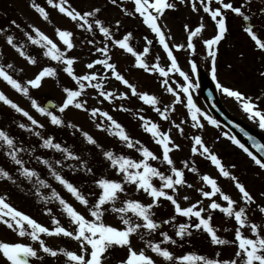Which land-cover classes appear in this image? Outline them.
I'll return each instance as SVG.
<instances>
[{"label": "rangeland", "instance_id": "374dc122", "mask_svg": "<svg viewBox=\"0 0 264 264\" xmlns=\"http://www.w3.org/2000/svg\"><path fill=\"white\" fill-rule=\"evenodd\" d=\"M170 2L174 3V0H170ZM33 3L45 8L49 13L48 20L39 14L32 6ZM68 5L81 13L100 9L95 17H89V23L93 25L91 31L88 30L87 25L83 28L80 27L83 21L71 20L65 14L60 13L58 9L49 5L47 0H0V65H4L14 79L18 80L23 87H27L28 93L25 95L22 91L12 88L2 78H0V92L27 111L39 122V125H42V127L32 125L23 113L17 112L10 105L0 101V130L5 131L13 138L17 148L23 149L18 151L17 155L24 161L25 166L39 174L38 177H33L31 180L22 176L18 170L19 166L8 155L7 146L0 141V168L7 170L13 177V180L0 178V195L6 196L7 201L15 208L33 217L42 225L50 229L55 228L53 219H56L69 230L75 226L71 224L70 218L63 211L59 200L52 198L53 190L88 219H93L89 208L96 202L101 192L96 181L102 178L116 180L124 184L126 191L119 194L120 199L116 202L117 207L121 206V202L125 199H137L145 204L152 203V198L147 193L143 190L138 191L135 185L125 182L123 174L118 171L117 167L112 166L111 162L103 155L104 151H112L115 155H125L140 160L142 155L138 148L143 145L161 157L154 161L150 160V163L165 175L171 174V166L162 160V147L143 128V121L140 119L143 116L157 123L162 131L170 134L174 144L179 145L178 149L173 148L170 155L175 167L184 171L186 184L177 186L175 191H166L174 195L182 207H188L200 201L198 208L205 209L202 215L211 216L210 223L217 235L229 243L212 244L209 234L203 229L189 228L191 235H185L183 238L176 236L180 224H193L198 222L197 218L190 219L176 214L174 205L167 199L161 198L158 206L152 209L154 219L160 224V227L151 233L141 229L139 234H133L132 247L137 251L143 249L156 264H181V262L167 261L152 252L146 246V242L149 240L161 243V247L168 248L175 257L192 253L209 259H236L239 264L241 258L235 256L238 251L235 230L239 225L234 217L227 216L219 209L211 210L208 207L212 200L222 206H227V202L219 193L212 198H205L198 189L210 191L211 187L202 180V177L203 175L213 177L221 191L236 202L235 210L240 207L245 208L248 224L241 228V232L245 237L255 239L256 237L251 231V223H256L261 229V234L264 235V211H261V208H264V170L256 165L243 149L233 143L229 138L232 135L221 125L219 127L212 125L201 116L200 122L203 127L193 126L194 122L186 106L187 94L183 93L181 87L186 82L178 72H170L167 77H163L158 71L140 68L136 65L135 56L115 45V40L122 39L131 33L129 43L136 52L144 53L146 47L149 49L143 55L145 63L150 67L156 63L165 69L170 67V60L163 46L159 44L158 37L144 24L143 18L135 12L134 0H118L115 5L111 3V0H68ZM203 13L200 7L194 11L183 1L180 6L176 5V8L166 10L159 21L170 46L173 47V54L177 58L179 67L189 75L192 81L193 87L190 89L192 99L201 109V113L211 115L202 100L197 83L198 78L205 75L213 82L218 97L226 109L264 138V129L259 127L258 118H250L242 107V100L229 97L216 87V83L219 81L223 86L239 91L243 97L250 98L257 106V110L264 111V76L257 73H244L237 67L231 69L230 67L233 65L229 66L225 59L223 41L214 46V50L217 52V79L213 80L212 60L208 55L204 41L207 38H213L214 32L217 30L213 31L212 26L209 28L204 26ZM96 19L101 20L104 26L109 28L111 34L109 37L100 33L99 26L95 25ZM12 21H16V24H13ZM201 24L204 26L203 29L192 40L195 46L193 51L187 47L189 30H195ZM34 28H39L52 39L61 51H65L66 57L75 58L73 68L76 75L83 76L93 72L98 75V80L86 82L88 86L78 98L81 102L86 103L87 110L78 109L72 105L64 112L59 111L66 99L64 89L78 90L79 85L72 76L64 71L66 65L62 61H54L45 56L43 53L46 49L42 45L33 44L28 39L26 33L36 38ZM57 28L73 33L74 47L72 49L67 50L63 42L60 41L56 33ZM9 35L13 36V42L19 48H23L25 56H21L17 48H13L7 43ZM208 35L209 37H207ZM148 40L152 41L150 45ZM89 41L93 43H89ZM176 45H183V47L177 48ZM105 46L108 48L109 62L113 63L117 71L136 87L138 93L146 92L155 95L159 102L156 107L161 110L165 107L169 108L167 120L162 119L153 106L144 103L138 95H133L131 89L117 80L104 66L97 64L91 69L87 67L89 63L104 58L103 54L96 49ZM27 56L33 57L36 62H29ZM193 60L197 64V73L191 71ZM9 64L12 65L11 68H7ZM45 67L54 68L56 75L43 78L39 87L29 85L27 82L34 79ZM165 79L168 80L169 86L175 89V94L167 91L163 85ZM96 83L102 85L103 91L113 93V98L109 100L100 96L101 88L91 87V84ZM176 94L180 95L181 102H176ZM46 99H51L55 103V107L50 111L60 116L64 121L62 125L52 124L49 116L41 114L33 106L32 101L35 100L38 105L43 107ZM93 108H99L101 112H108L124 127L133 141H139L140 145L128 148L118 136L109 132L110 121L102 115H92L91 109ZM21 124H24L25 127L21 128ZM98 124L103 127H97ZM175 124H180L183 132L177 129ZM36 132H39L40 136H37ZM83 132L92 135L97 144L93 145L87 142ZM224 133H228V136H225ZM197 135L201 136L206 146L218 156L225 169L245 185L254 198L252 202H246L242 198V194L236 188V181L230 177H224L206 155L192 152L194 137ZM44 138H52L54 143H60L62 147H67L79 159H65V154L61 151L45 148L43 146ZM43 159L49 160L57 172L81 191L90 202L88 206L81 204L63 185L55 180L51 170L43 164ZM56 160H61L63 163L56 165ZM185 162H187V166ZM193 167L197 171H191ZM88 168L91 169V172L87 171ZM39 180H44L45 185L39 184ZM153 183L157 187L162 184L158 177L153 178ZM188 185L192 186L188 187ZM45 197L49 199L46 200ZM185 197L188 198L185 199ZM111 207V205H105L107 210L103 214L104 222L117 228L124 227L120 215L113 212ZM49 209L51 211H47ZM127 215L136 222H142L131 213ZM172 217L175 219L173 220ZM165 221L169 222L165 223ZM25 227L27 231H30L27 225ZM162 232H167L176 243L164 242ZM41 238L45 240L47 246L58 252L57 256L44 253L39 242L33 241L29 235L21 236L18 230L9 229L0 223V242L31 245L38 253L37 257H31L34 264H69L68 258L59 252V249L80 252V244L73 238L47 234H41ZM127 255L126 247L114 246L105 254L104 264H121ZM0 264H10L2 252H0ZM196 264H203V262L197 261Z\"/></svg>", "mask_w": 264, "mask_h": 264}, {"label": "snow or ice", "instance_id": "6c2138e0", "mask_svg": "<svg viewBox=\"0 0 264 264\" xmlns=\"http://www.w3.org/2000/svg\"><path fill=\"white\" fill-rule=\"evenodd\" d=\"M48 4L58 9V11L62 14H65L73 21H83L80 24V27H84L87 25L89 31H91L93 25L89 23V17H95L96 14L100 11V9H95L90 12H83L76 10L75 8L68 5V0H47ZM118 0H111L112 4H117ZM197 2H199L203 6V10L206 13L210 14V17L213 21H215V25L217 28V34L210 39L204 41L208 49V55L212 60V68L211 74L213 80H216V56L217 52L214 50V46L218 45V43L223 39L226 31V18L224 16L223 9L231 10L233 13L240 15L243 17L245 21H250V17L245 15L244 11H242L243 5L234 6L231 2L225 3L224 0H219L221 7L212 8L210 7V0H191V7L194 11H197ZM135 3V12L138 13L142 18L144 24H146L153 33L158 37V42L163 46V49L167 53V57L170 60V67L165 69L161 67L159 63H156L153 66H149L145 63L143 59V55L149 51L146 47L144 49V53H139L134 50V48L130 45L129 39L131 37V33L125 35L122 39L115 40V45H118L121 49L126 50L128 53H131L135 56L136 65L140 68L149 71H158L161 76L167 77L170 72H178L180 76L184 78L186 82L182 85L183 93L187 94V109L191 115V119L194 122L193 126L197 128H202L203 124L200 122L201 116L204 117L210 124L215 125L217 127L220 126V122L213 118L211 115L201 113V109L196 105V103L192 99V95L190 89H192L193 84L189 77V75L181 70L177 63V58L173 54V47L170 46L168 39L166 38L165 31L161 23H159L161 17L164 12L168 9L176 8V4L171 3L170 0H134ZM39 14L45 19H49V13L45 10V8L41 7L39 4L33 3L32 5ZM13 24H16V21H12ZM119 24V21H117ZM95 25L99 26V31L105 37H109L110 31L108 27H105L103 22L99 19L95 20ZM19 27V25H17ZM188 27L187 25L185 26ZM203 24L199 27L195 28V30H189L187 47L189 49L195 50V46L192 43L193 37L197 36L201 30L203 29ZM251 39L256 43L257 47L261 50H264V40H262L257 31L254 30V25L252 23H248L247 27L244 29ZM34 32L36 34V38L32 35H28V39L36 45H42L46 51L43 53L45 56L50 57L54 61H62L66 67L64 71L68 73V75L72 76V78L78 83V90H73L70 88H65L64 91L66 93V99L63 104L60 106L59 111L64 112L69 106L74 105L78 109H86V103L81 102L78 98L82 95L83 90L88 86L86 82H92L99 79L96 73H89L83 76L76 75L74 72V62L75 58L66 57L65 51H61L56 43L53 42L44 32H42L39 28H34ZM56 33L66 46L67 50H70L74 47L72 36L73 33L69 30H61L59 28L56 29ZM147 39V38H146ZM150 45L152 43L151 40L147 41ZM7 43L11 45L13 48H17L21 56H25L26 53L23 48H19L13 42V36L9 35L7 37ZM89 43H93L89 41ZM175 47L180 48L183 45H176ZM96 51L103 54V59H97L92 63H89L87 67L89 69L93 68L94 65H102L105 69L110 70L111 74L119 81H121L124 85H126L133 95H138L139 98L146 104L151 105L155 108V111L159 113L162 119L167 120L169 117L167 115L169 108L165 107L161 110L156 105L159 103L158 99L155 95H150L148 93H138L136 87L131 84L119 71H117L116 66L113 63L109 62L108 57V48L105 46L103 48H97ZM27 59L31 63H35V59L31 56H27ZM12 65H7V68H11ZM191 71L192 73H197L198 68L196 62L193 60L191 62ZM56 75V70L52 67L43 68L34 79L29 80L27 83L32 87H39L41 81L45 77H54ZM0 78L7 82L12 88L22 91L25 95L28 93V88L23 87L18 80L14 79L12 75L6 70L4 65H0ZM163 85L167 88L168 92L175 94V89L169 86V82L167 79L163 81ZM93 88H101L99 93L100 96L111 100L113 98V93L105 92L102 90V85L99 83L91 84ZM216 87L220 89L224 94L229 97H234L237 100H242V107L246 113L249 114L250 118L257 119L259 127L264 129V111L257 110V106L251 101L250 98L243 97V94L237 90H233L232 88L225 87L217 81ZM123 95V94H122ZM0 101H3L5 104L10 105L17 112L23 113L25 117L31 121L32 125H39V122L35 120L27 111H25L22 107L14 103L11 99H9L3 92H0ZM176 102H181V98L179 94H176ZM33 106L37 108V110L41 114H45L50 117L51 123L54 125H62L64 121L60 118V116L54 114L47 107H42L36 103L35 100L32 101ZM123 107V106H121ZM174 111V109H172ZM91 113L93 116L97 114L102 115L108 121H110V126L108 128L111 134H114L120 138L121 141L125 142L128 148H135L137 145H140L139 141H133V139L128 135L125 131L124 127L118 123L108 112H101L99 108L91 109ZM140 119L143 121V128L146 132L150 133L153 138H155V142L162 147V160L166 162L170 167L171 174L165 175L164 172L160 171L157 167H154L150 160L154 161L160 159L153 151H151L148 147L140 145L138 151L142 155V159L136 160L125 155H115L112 151H104L103 155L111 162L112 166L117 167L118 171L123 174L124 181L127 183H131L136 186V189L143 190L152 198V203H142L137 199H125L121 202V206L117 207L116 202L120 199V193L126 191L123 183L118 182L112 179L102 178L96 181L101 192L96 200V202L89 208V212L93 219L86 218L81 212H79L76 208L73 207L71 203H68L66 200L61 198L59 194L53 190L52 198H56L59 200V203L63 206V211L70 218L71 224L75 227L71 230L62 226L59 220L53 219V223L56 225L55 228L50 229L47 226L42 225L33 217L25 214L24 212L15 208L11 203H9L6 199V196L0 195V223L6 225L9 229H16L19 232V235H29L33 241H38L41 249L44 253H48L51 256H57L58 252L54 250L52 247L46 245L45 240L41 238V234L57 235V236H65L75 239L80 244V252L69 251L65 249H59V252L63 253L64 256L68 258L69 264H104V256L107 251L114 247H126L128 250L127 258L121 261V264H156L153 258L146 254V252L141 249L137 251L131 245V238L133 234H139L141 229L147 230L149 233L157 230L160 227V224L154 219V213L152 209L155 206H158L161 198L167 199L174 205L175 213L182 215L184 217L197 218L198 222L193 224H180L179 229L176 232V236L183 238L185 235H191L189 232V228H194L197 230L203 229L206 231L210 238L212 244L215 245H224L229 243V241L222 239L217 235L216 230L210 223L211 216L205 217L202 213L205 211L203 207H199L200 201H197L195 204H192L188 207H182L180 203L177 201L174 195L170 194L169 191H175L177 186L186 184L185 173L182 169L175 167L174 161L170 155L173 148H179V145L174 144L172 138L168 132H164L161 130L160 126L141 116ZM42 127V125H39ZM75 127V125H72ZM21 128H24L25 125L21 124ZM97 127H103L98 124ZM175 127L183 132V129L180 127V124H175ZM37 136H40L39 132L35 133ZM83 136L86 138L87 142L90 144L96 145L97 141L94 139L92 135L88 132H83ZM225 136H228V133H224ZM247 135V133H246ZM233 143L238 145L241 149H243L254 161L256 165L260 168L264 169V157H258L253 154L252 151L249 150L248 147L245 146L244 143H241L239 139L235 136L229 137ZM249 139H254L249 137ZM0 141L3 142L4 145L8 148V155L15 162L16 165L19 166V172L25 178L31 180L33 177H38V173L26 167L24 161L18 157V151L23 149H19L16 147L14 140L10 137L5 131L0 130ZM43 146L49 149H56L65 154V159H79L72 151H70L67 147H62L60 143H54L52 138H44ZM253 147L257 148L260 153H264V144L254 143ZM202 150V151H201ZM192 152L195 154L200 152L201 155H206L207 158L211 161L213 165H215L220 173L224 177H230L234 181H236V188L242 194V198L246 202H252L253 196L246 189L245 185L240 183L235 176H233L228 170L225 169L221 160L218 158L216 154H214L209 147L206 146L201 136L197 135L194 137V144L192 147ZM43 164L47 165L51 170V174L54 176L55 180L58 181L61 185H63L69 193H71L81 204L88 206L89 200L81 193V191L74 186L73 183L69 182L63 175L55 170L53 164L49 162L47 159H43ZM63 162L61 160H56V165H61ZM187 166V162H185ZM87 171L91 172V169L88 168ZM191 171L195 172L197 169L195 167L191 168ZM158 177L162 182L160 187H157L153 183V178ZM0 178H6L8 180H13V177L10 173L4 168H0ZM202 180L211 187L210 191H204L203 189H198L201 192L202 196L205 198H212L217 193L223 198L224 201L227 202V206H222L217 203L215 200H212L210 205L208 206L211 210L219 209L223 213H225L229 217H234L235 221L239 225V227L235 230V240L238 242V251L235 253L236 257H240L239 264H264V235L261 234V229L256 223H251V231L255 235V239L245 237L241 228L245 227L248 224V216L246 214L245 208L240 207L238 210L234 209L235 201L227 194L221 191L220 187L217 184V181L209 176L203 175ZM39 184L45 185L44 180H39ZM192 185H188L191 187ZM188 197H185L187 199ZM44 199H49L45 197ZM105 205H111V210L120 215L122 223L124 227L117 228L110 224H107L103 220V214L107 210ZM47 211H51L50 209ZM261 211H264V208H261ZM131 213L134 215L137 220L142 222H136L132 220L130 216L127 214ZM174 220L175 217H172ZM169 221H165L168 223ZM30 228V231H27L25 226ZM164 242H171L173 244L176 243L175 240L171 236L168 235L167 232H162ZM143 239V236H141ZM146 246L151 249L152 252L158 254L163 257L167 261H179L181 264H196L197 261L203 262V264H238L236 259L232 260H218V259H209L202 255L196 254H186L183 256L175 257L173 252H171L166 247H161V243L147 241ZM0 252L10 261V264H30L31 257H37V250L31 245H27L24 243H7L0 242Z\"/></svg>", "mask_w": 264, "mask_h": 264}, {"label": "flooded vegetation", "instance_id": "af4514ba", "mask_svg": "<svg viewBox=\"0 0 264 264\" xmlns=\"http://www.w3.org/2000/svg\"><path fill=\"white\" fill-rule=\"evenodd\" d=\"M183 1L185 5L191 6V0H174V4L180 6ZM224 2H231L234 6L243 5L242 11L251 18L250 21H245L242 16L231 10L223 9L227 31L220 42L224 41V52L228 65H233L230 67L231 69L237 67L244 73H257L264 76V50L259 49L244 30L248 23H252L254 30L264 40V0H224ZM198 7L204 12L202 19L204 26L206 28L212 26L215 30V21L211 19L210 14L203 10V6L199 2H197ZM210 7H221V4L219 0H210Z\"/></svg>", "mask_w": 264, "mask_h": 264}, {"label": "water", "instance_id": "95a60500", "mask_svg": "<svg viewBox=\"0 0 264 264\" xmlns=\"http://www.w3.org/2000/svg\"><path fill=\"white\" fill-rule=\"evenodd\" d=\"M200 87L204 99L211 109V111L216 115V117L233 132L237 135L245 144L246 147L249 148L253 154L257 155L258 157H264V153H260L259 150L253 147L254 143L264 144V140L255 132H253L250 128L242 124L241 122L234 119L229 113L223 108V106L217 100L216 94L213 91L212 85L210 82L206 80L205 77H201L200 79ZM54 103L50 100H47L44 103V107L48 109L53 108ZM247 133V135H246ZM252 137L254 139H249Z\"/></svg>", "mask_w": 264, "mask_h": 264}]
</instances>
